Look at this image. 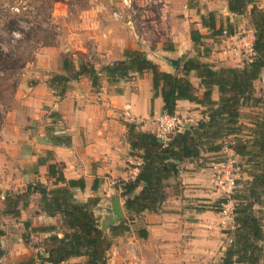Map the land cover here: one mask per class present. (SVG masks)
<instances>
[{"label": "crops", "instance_id": "obj_1", "mask_svg": "<svg viewBox=\"0 0 264 264\" xmlns=\"http://www.w3.org/2000/svg\"><path fill=\"white\" fill-rule=\"evenodd\" d=\"M199 1L197 4L200 6H196L202 8L201 15L205 12H217L213 10L216 4L212 0H203L207 2V6H202V2ZM222 2L226 15L238 16L229 11L228 0H222ZM257 3L264 8V0H257ZM165 6L168 7L170 4L166 2ZM198 7L193 6L190 10L198 9ZM246 14L249 15V11ZM165 15L170 16L169 12ZM182 21L186 22L185 19ZM190 21L197 23L198 28L195 29H199L201 33L205 35L211 33L202 26L201 19L200 22L198 18L190 19ZM249 22L250 19H247V23ZM218 24L221 23L218 22ZM162 27H168L166 31L170 38H168L169 43L161 48L163 53L161 56L166 66L159 67L166 72L176 73L178 66L182 65L185 58L194 57L191 52L195 45L190 36L191 28L188 25L182 38L179 34L181 30H176L171 24L161 25L158 29L161 30ZM251 31L254 34L253 26ZM93 34L91 43L75 48L80 49L82 51L80 54L90 59L97 70L112 64L110 61L122 60L125 49L147 51L144 47L138 48L133 41L116 43V40L113 42L114 45L110 43L108 45L117 50L113 53L117 56L112 59L104 52L107 47L105 41L100 40L101 37L96 32ZM183 39L186 40L185 46L181 43ZM202 45L209 48V53L199 58L217 68L240 67L246 62L245 59L240 61L241 57L228 56L226 51H216L217 43L214 42L213 36L204 38ZM171 46L174 49H168ZM55 52L54 46H45L37 53L34 77L40 81L35 90H22V103L27 107L25 118L30 119L32 124L30 128H26L30 139H27L24 145L19 144L18 149L13 146V149L9 151L14 158L18 157V168L15 171L17 177L12 174V177L8 178L2 186L23 192L29 182L40 180L52 187V181L47 175L48 164L63 163V171L67 179L83 178L85 180L86 186L83 190L75 189L79 200L87 201L90 197H99L100 200L94 212L101 226V223L110 216L112 200L115 196H120V191L117 189L118 182L134 179L139 172L138 166L141 160L136 154H132L126 122L136 123L141 130L156 133L155 124L148 122L156 114L163 112V100L160 95L154 97L150 72H144L142 75L135 74L128 80L115 83H110L106 73L102 72L101 84L97 88L92 86L89 77L81 76L70 81L64 96H59L58 90L49 87L46 81L51 73L63 72L62 56L56 54L54 58H48V54L52 55ZM178 58H180L179 63L173 65L171 59ZM73 61L78 68L76 60ZM156 63L160 65L158 61ZM190 77H192V83L199 87L200 80L194 71L191 72ZM203 92V89L199 90L200 97ZM261 92L262 90H257L258 94ZM213 98L219 99L217 90ZM127 108H129V115L126 114ZM205 108L197 103L181 100L178 102L176 112L182 114L189 127L207 117L203 113ZM254 110L260 111V108L244 107L242 112ZM45 113H57L61 119L56 123L46 121ZM242 120L248 122L244 114ZM55 135L69 137V145L54 143L52 138ZM48 150L53 152V156L49 158L47 164L38 165V159L46 156ZM221 153H228L241 160V157L230 149ZM204 156L209 158L187 159L182 163V171L178 179H170V186L167 188L168 197L158 212L146 211L134 216L129 224L130 229L113 237L108 264H202L217 255H219V261L215 258L213 264H220L226 248L225 242L230 239L229 231L234 229L235 222L232 203L229 206L231 213L227 216H224L221 211H215V203L222 197V193L214 185L212 166L221 156L214 154ZM94 184H97V190H93ZM140 189L141 187L137 189V192ZM40 198L39 193H33L29 205L21 207L20 214L16 216L21 221L19 223L22 225V231L25 232L26 228L32 230L54 226L56 229L53 231L36 232L45 238L56 232L61 237L62 216L60 214L51 216L42 211ZM120 202L124 218H127L121 197ZM26 222H29L30 226H26ZM112 226L105 229L109 236H111ZM46 255L47 253L44 256ZM86 260V257H73L68 262L79 264ZM260 264H264V257Z\"/></svg>", "mask_w": 264, "mask_h": 264}, {"label": "trees", "instance_id": "obj_2", "mask_svg": "<svg viewBox=\"0 0 264 264\" xmlns=\"http://www.w3.org/2000/svg\"><path fill=\"white\" fill-rule=\"evenodd\" d=\"M228 8L236 15H245L249 11L254 30V57L240 67L217 68L194 56L185 58L177 72L170 73L160 69L142 50L130 48L124 50L122 60L104 66L101 70H97L91 61L85 60L76 68L73 61L63 58V72L55 74L50 82V86L60 89L59 96H64L72 79L81 76L89 77L92 86L97 88L101 84L102 72L106 73L110 83L150 72L154 97H162L163 112L173 114L177 111L179 101L188 100L206 107L203 113L207 117L175 133L167 145H163L156 133L141 130L136 123L126 122L132 154H136L141 163L134 179L121 180L117 184L127 218L110 228L111 236L100 226L94 212L99 197L79 200L75 189L83 190L85 180L67 179L63 163L48 164L47 175L52 187L38 180L29 182L23 192L7 190L4 195V214L19 215L21 207L29 205L32 194L39 193L42 211L51 216H62V236L56 232L47 238L44 261L58 263L73 257H86L87 260L79 264H108L113 237L129 230L134 216L161 209L168 197L170 179H178L183 162L187 159H207L209 157H205L206 154L222 156L223 150L230 149L241 157L240 162L243 161L248 167L251 178L235 193L237 181L230 198L222 195L215 203V211L218 212L229 199L235 201V227L229 231L231 242L220 264H260L264 257V219L257 216L255 206L264 201V88L258 94L255 82L264 73V8L258 5L257 0H228ZM201 24L210 30L212 36L223 35L224 32L235 34L232 25L226 29L222 23L218 24L214 12L201 15ZM190 36L195 45H202L203 39L207 37L195 28H191ZM168 49L174 48L171 46ZM193 71L200 80L199 87L190 79ZM200 89L204 90L201 97ZM215 90L219 93L218 100L213 98ZM244 107H259L260 111L246 114L242 112ZM243 114L248 122L242 120ZM52 140L56 144L69 145L67 136L55 135ZM52 156L53 152L48 150L47 156L40 157L37 164H47ZM221 160L220 157L217 162ZM139 187L141 189L137 192ZM97 188V184H94L93 190ZM25 225L30 226V223L26 222ZM55 229L54 226L33 228L34 231Z\"/></svg>", "mask_w": 264, "mask_h": 264}, {"label": "rangeland", "instance_id": "obj_3", "mask_svg": "<svg viewBox=\"0 0 264 264\" xmlns=\"http://www.w3.org/2000/svg\"><path fill=\"white\" fill-rule=\"evenodd\" d=\"M198 1L133 0L132 5L126 7L122 4V0H0V264H31L33 262L47 264L43 260L47 249V238L41 237L33 229L26 228L23 232L22 225L19 223L21 221L16 216L3 213L6 208L5 192L7 190L18 192V190L2 186L8 178L12 177V174L17 177L15 171L18 168V157L14 158L9 151L13 149V146L18 149L19 144L24 145L26 140L30 139L26 128H30L32 124L30 119L25 118L27 107L22 103V90H35L40 81L34 77L37 53L45 46H54L56 52L52 55L48 54V58H54L57 54L71 61L76 60L78 65L82 60L91 61L86 56H82L80 54L82 51L75 47L91 43V40L93 41L91 35L96 32L101 37L100 40L105 41L107 47L104 52L109 58L114 59L113 57L117 56L113 54L117 50L108 47L109 43L114 45L113 42L116 40V43L133 41L138 48H146L147 51L145 49L144 51L148 58L153 59L154 62L157 60L159 66L164 68L166 64L161 56L163 54L161 48L169 43L170 36L166 31L168 27H162L161 30L158 27L171 24L176 30H181L179 34L184 38V31L188 25L190 28H198L197 23L190 21V19L198 18L200 22L202 8L196 6L199 5ZM212 1L216 4L213 9L217 11L215 16L226 29L232 25L237 35L243 32L252 33V24L247 23V19H250L248 14L226 15L222 0ZM166 2L170 6L166 7ZM199 2H202V6H207L206 1ZM193 6L198 9L190 10ZM168 12L170 16L167 17L165 14ZM207 14L208 12H205V15ZM184 19L187 23L182 21ZM206 36L209 38L210 34ZM213 40L217 43L216 51H226L228 56L237 57L230 51L229 43L225 42L223 35L213 36ZM181 43L185 46L186 40L183 39ZM208 50L206 45H193L191 52L194 56L203 57L209 53ZM74 53L76 55H73ZM243 60L244 58L241 57L240 61ZM55 74L58 73H51L46 80L49 87H52L50 82ZM255 87L256 90L264 88V73ZM52 89L60 90L55 87ZM178 114L182 124L187 127L189 124L185 122L182 114ZM246 114H249V111ZM60 117L57 113L44 114L46 121L55 123L61 119ZM152 120L148 123L153 124ZM227 156L230 155L222 153L221 159ZM241 163L243 170L235 193L244 186L246 180L251 178L247 171L248 167L243 161ZM234 202H232V209ZM255 210L257 216L261 220L264 219V201L261 205L257 204ZM229 245L230 239L225 242V250ZM218 256L202 264H213L215 258L219 261Z\"/></svg>", "mask_w": 264, "mask_h": 264}, {"label": "built area", "instance_id": "obj_4", "mask_svg": "<svg viewBox=\"0 0 264 264\" xmlns=\"http://www.w3.org/2000/svg\"><path fill=\"white\" fill-rule=\"evenodd\" d=\"M133 0H122V4L126 7H130ZM225 42L229 43L230 51L234 56L243 57L246 61H251L254 57V40L255 36L253 33L242 34H227L224 32ZM129 108L126 109V114L129 115ZM156 126V135L161 140L163 145H167L171 137L180 131H183L186 127L182 124L181 118L178 112L167 113L161 112L156 114L152 120ZM141 163V162H140ZM213 181L217 189L220 190L224 197L230 198L234 193L237 185V181L242 173L243 166L234 156H227L221 161L213 164ZM232 201L229 199L228 202L223 204L221 213L227 216L231 213L230 204ZM231 242V239H230ZM31 264H40L33 262ZM47 264H70L68 261H61L58 263ZM238 264V263H234Z\"/></svg>", "mask_w": 264, "mask_h": 264}, {"label": "water", "instance_id": "obj_5", "mask_svg": "<svg viewBox=\"0 0 264 264\" xmlns=\"http://www.w3.org/2000/svg\"><path fill=\"white\" fill-rule=\"evenodd\" d=\"M180 58L171 59L173 65H177L179 63ZM109 214L105 221L101 223V227L106 229L111 225L118 224L121 220L124 219V212L120 202V196H115L111 202V208L109 209Z\"/></svg>", "mask_w": 264, "mask_h": 264}]
</instances>
